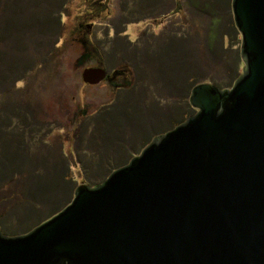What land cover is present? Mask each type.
<instances>
[{
    "label": "water",
    "instance_id": "obj_1",
    "mask_svg": "<svg viewBox=\"0 0 264 264\" xmlns=\"http://www.w3.org/2000/svg\"><path fill=\"white\" fill-rule=\"evenodd\" d=\"M231 11L233 84L196 83L194 114L27 232L0 230V264H264V0Z\"/></svg>",
    "mask_w": 264,
    "mask_h": 264
},
{
    "label": "rangeland",
    "instance_id": "obj_2",
    "mask_svg": "<svg viewBox=\"0 0 264 264\" xmlns=\"http://www.w3.org/2000/svg\"><path fill=\"white\" fill-rule=\"evenodd\" d=\"M4 1V13L19 26H16L17 29L14 25L7 28V31L0 27V45L8 51L0 60V106L18 109L21 106L29 107L37 119L52 124L48 127L52 129L51 133L44 138L48 140L46 142L48 145L44 147L45 152L51 157L60 152L70 160L67 177L78 180L76 185L84 182L79 181L81 169L77 155H80L81 147L76 143L83 116L96 113L97 118L109 116L114 119L116 114V117L122 118L115 117L114 122L121 124L120 129L123 128L118 129L119 133L116 134H120L124 142L125 140L130 142L121 149V153L125 154L133 148L138 149L142 139L150 138L145 144L147 145L154 136L173 128L197 111L193 106H189L193 112L188 110L185 113L183 111L186 106H166L168 99L166 100L164 94L170 92L167 91L170 81L173 80L170 89L176 87L178 92V87L182 86L190 72L194 71L197 74L201 73V70L224 80L232 74L230 64L238 46L227 47L223 57L208 56L203 41L208 17L204 13L193 12L186 5L182 10L178 8L172 11L170 7L175 3L181 4L180 0L177 2L165 0L167 4L165 9L156 15L142 16L134 10V17L124 25L114 23L123 16L121 5L125 0ZM191 2L199 6L203 0ZM207 2L203 3L206 5ZM210 6L215 11L225 9L221 2L212 3ZM230 13V20L227 19V15L225 16L233 24L231 9ZM222 14L220 13L218 18L215 17L216 21H210L214 27L212 31L208 27L207 32H211L213 37L215 28L223 24L220 17ZM51 20L53 22L59 20L62 24L57 46L54 43L57 40L56 36L52 32L48 34L36 32L37 27L42 29L50 24ZM86 34H89L90 40H87L85 45L82 35ZM163 34L168 36L162 39ZM160 38L162 40H159ZM169 38L178 51L176 55H179L175 61L171 58V64L168 62ZM163 40L167 41L164 43ZM156 42L158 44H155ZM190 42H193V45ZM160 45L161 58L156 60L153 58L155 48ZM134 52L137 54L135 57ZM2 54L0 50V56ZM145 54L150 55L149 58H144ZM11 59L19 64L26 63L27 60L31 65L26 72L25 68L20 70L18 66V69L15 68L14 64L10 66L8 63L12 61ZM193 60L197 61V72L189 64ZM102 61L108 64L106 75L109 79L116 78L113 81L107 79L93 81L89 78L93 76L86 75V68L95 63L98 66ZM123 62L132 66L135 64L137 68L136 72L131 70V83L117 91L115 89L117 84L124 85L128 82L117 77L120 75L122 79L125 78L121 65ZM109 64L112 67H109ZM243 67L244 62L240 67V73ZM159 75H163L160 81L162 85L158 83ZM19 76L21 77L18 78ZM171 93L173 97V92ZM164 123L170 128L158 132L161 129L159 126ZM131 126L134 135L131 133ZM83 127L85 128L84 124ZM5 139L7 141L8 136ZM34 144L41 145L37 139ZM39 150L30 149L29 153ZM21 190L22 185L14 182L0 187V230L4 234H21L19 231L30 223L28 216H23L25 213L20 218L19 215L10 213L21 203L19 196Z\"/></svg>",
    "mask_w": 264,
    "mask_h": 264
},
{
    "label": "trees",
    "instance_id": "obj_3",
    "mask_svg": "<svg viewBox=\"0 0 264 264\" xmlns=\"http://www.w3.org/2000/svg\"><path fill=\"white\" fill-rule=\"evenodd\" d=\"M3 1L4 0H0V27H3L7 31V28L13 27L15 23L12 19L6 16V13H4L5 1ZM173 1L174 0H172V2ZM177 1L178 0H175V2ZM180 1L181 4L178 5L175 3V5H172L170 9L172 11H175L178 8L179 10H182L186 5L197 14L204 13L207 15L209 25L207 24L204 36L205 38H203V41L204 50L207 52L208 56L210 55L211 58L223 57L226 53L227 47L238 46V50L236 49L237 51L230 64L232 74L229 75L230 77L226 80L223 78H217L216 76H213V74L200 70L201 73L197 74H195L194 71L190 72L181 84L182 86L178 87V92L176 87L170 89V87H172L171 82H173V80L169 82L167 91L170 92L169 94H164L166 100L168 99L166 106H186L183 111L185 113L188 110L192 111V109H189L191 104L189 103L188 97L193 85L198 82L208 81L214 83L220 88H229L240 73L239 71L243 63V59L240 54V38L238 30L234 21L233 24L231 21H228L230 20L229 17L231 15V0H203L204 3L205 1L208 2L206 5L202 2L199 6L193 4L191 0ZM215 2H221L225 6V9L222 10L221 8L215 11V9L210 6ZM166 5L165 0H125L121 5L123 16H121L122 18L119 17L117 23H114V25L118 23L124 25L125 22H130L135 15V11H138L142 16H147L149 14L156 15L161 12L160 10H164ZM139 8L141 10H139ZM217 12H219V14L223 13L220 16L223 20V24L221 27L215 28V36L213 37L211 36V32L208 33L207 30L208 27L211 31L213 30L214 26L212 23L216 21L215 17L218 18L219 16ZM225 15L228 16V20ZM229 22L230 24H227ZM16 26H19V24L16 23L14 27ZM60 26H62V24L59 20H56L55 22L51 20L50 24L46 25L44 28L40 29L37 27L36 32L39 34H48V32H52L53 35L56 36L57 40L54 43L57 46L62 33ZM164 36H168V34H163L161 36L162 39ZM82 37L86 45V41L90 40V38H88L89 34H86V36L82 35ZM191 38L193 39V37ZM162 39L160 38L159 40ZM169 39L170 41H163L164 43L167 41V44L169 45L168 49L170 48V53L168 55V62L171 64V58L175 61L179 55H176L178 51H176L171 38ZM155 44H158V42ZM191 44L193 45V42ZM160 48L161 45L155 48V55L153 54V58L156 60H160L161 58ZM0 50L3 53L0 56L1 60L7 55L8 51H5L3 46L1 48V45ZM86 51L88 53V50ZM133 56L135 57L137 54L134 52ZM149 56L150 55L145 54L144 58H149ZM11 60L12 61L8 63L10 66L14 64V67L17 68L18 66L20 70L25 68L26 72L31 65V62H27V60H25L26 63L23 62L21 64L16 63L13 59ZM189 64L193 69L195 68V71L197 70V61H190ZM107 65L102 61L98 66L96 63L92 64L90 68L101 69L104 72V77L102 79L113 81L116 78L109 79V76L106 75L109 69ZM121 65L124 68V74H122L125 78L122 79L120 75L117 77H119L122 81L126 80L128 82L124 85H122L123 83L117 84L115 86L117 91H121L122 87L131 83V70L134 72L135 68H137V65L135 66L134 64V66H132L127 62H123ZM109 67H112V65ZM159 76L160 78L158 79V83L162 85L160 81H162L161 76L163 77V75ZM20 77L21 76L18 78ZM161 88L162 86H160L159 89ZM163 89H165V87ZM171 92H173V97ZM168 96H170L171 99ZM127 100H129L128 97ZM163 105L165 106V102ZM145 112L146 111H143V113ZM114 115V119L109 116L100 119L97 118L96 113L93 115L83 116L82 123L85 125V128L81 123L80 135L76 137V143H78L81 147L80 155H77L81 169V178L79 181L88 182L90 184L101 182L113 169L128 162L129 158L132 157L133 154L137 153V151L142 146H145V144L150 140V138L142 139L138 149L133 148L130 152L122 154V147L130 142H127L126 140L124 142L123 137H121L120 134H116L119 133L118 129H120L121 124L114 122L116 114ZM116 118L122 119L120 117ZM50 125L52 124L49 123V121L37 119L29 107L21 106L18 109L17 107L14 108L12 106H0V187H5L10 182L22 185L21 194H19L21 203L10 212L12 215H19V218L28 216L30 223L24 229L19 231L21 233L27 232L33 226L50 217L52 214L60 210L66 203H68L73 196V191L76 186V182L78 181L74 180L72 177H67L70 160H68L65 155L57 152L58 154H54V156L51 157L48 152H45L44 147L48 145L46 143L48 140H45L44 138L52 131V129L48 128ZM167 126L168 125L165 123L162 124V126L160 125L159 127H161V129L158 132L165 131L167 128H170ZM132 129L133 126H131V133L134 135L135 133ZM6 136H8L7 141L5 139ZM35 139H37L38 143L41 145L36 146L34 144ZM30 149L40 150L39 152L30 154ZM23 213L25 214L22 216ZM16 232L18 233V231Z\"/></svg>",
    "mask_w": 264,
    "mask_h": 264
}]
</instances>
